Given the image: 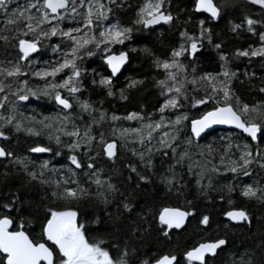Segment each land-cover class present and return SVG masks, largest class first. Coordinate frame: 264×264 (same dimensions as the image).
Wrapping results in <instances>:
<instances>
[{"label":"snow or ice","instance_id":"snow-or-ice-1","mask_svg":"<svg viewBox=\"0 0 264 264\" xmlns=\"http://www.w3.org/2000/svg\"><path fill=\"white\" fill-rule=\"evenodd\" d=\"M191 3L174 11L171 0H0V140L18 133L43 137L47 145L28 152L49 154L37 163L0 146V159L8 161L0 169V264H177L176 255L149 254L144 240L153 232L161 241L171 236L169 229L183 232L196 205L166 207L148 219L146 201L129 219V201L156 174L162 196L184 200L190 194L182 182L185 164L187 176L195 175L197 197L218 191L223 199L238 190L264 208V147L257 137L264 128V74L247 63L243 72L231 67L259 58L264 70V0H245L246 8L258 6L259 19L242 12L239 23L227 19L226 33L214 25L237 11L234 0ZM182 13L188 17L183 21ZM165 25L168 34L157 33ZM240 32L258 42L229 49L228 36ZM140 40L145 43L132 47ZM137 52L147 68L121 80L129 53ZM96 58L99 63L88 68ZM206 63L213 70L201 71ZM145 84L159 93L152 111L143 103L123 115L105 107L109 101L128 104ZM237 84L246 85L251 101L237 93ZM25 103L34 107L21 110ZM216 125L238 132L202 144ZM122 151L130 152V162L117 163ZM53 155L66 162L58 165ZM157 160L164 172L158 173ZM250 176L255 179L238 182ZM15 177L20 183L13 188ZM217 177L225 180L218 188ZM224 215L244 223L225 224L221 234L212 228L211 213L200 215L199 239L190 243L187 237L179 264H217L221 254L224 264H264V212L255 220L258 231L249 227L247 240L255 244L245 243L242 251L229 248L227 229L250 225L253 214L242 208ZM37 221L33 237L25 225ZM92 231L97 236L90 240Z\"/></svg>","mask_w":264,"mask_h":264},{"label":"trees","instance_id":"trees-1","mask_svg":"<svg viewBox=\"0 0 264 264\" xmlns=\"http://www.w3.org/2000/svg\"><path fill=\"white\" fill-rule=\"evenodd\" d=\"M171 3L173 5L174 11H179L180 9L185 8H191L192 3L191 0H171ZM215 3L218 5L221 3V0H215ZM234 4L237 7V11L232 12L230 15H226L224 19L220 21L219 24H215L216 30L227 32V19L233 18V22L239 23V16L242 12L245 11H251L253 13V19H259V11L258 7L253 8H246L245 7V0H234ZM187 14L182 13L180 16V19L183 21L187 19ZM199 17H193L192 19H198ZM123 19L127 20V16H124ZM175 27V25H173ZM192 27L191 25L189 26ZM167 29L168 26L165 25L163 29H157V33L164 32L165 35H167ZM264 30V29H261ZM150 39H157L156 34H152L150 36ZM253 41L258 42V36H253L250 33L247 32H240L237 34L229 35L228 36V48H235V47H247L248 44L253 43ZM145 43L144 40H140L137 43H134L132 47H138L140 44ZM158 43V40H157ZM211 55V51L208 50L206 53H202L201 56L204 60H207L208 56ZM130 61L128 62L127 68L124 70V73L120 76V79L123 80L125 76L131 75L133 73H140L143 74L144 70L147 68V64L143 61L141 55L139 52L137 53H129ZM198 64H201V60L198 59L196 61ZM249 64V70L255 71L256 74L259 76L261 74H264V70L261 68V61L259 58H255L252 61H233L231 64V67L233 70H239L243 72L245 68V64ZM141 64L144 65L143 68H141ZM129 69H132L133 72H129ZM212 65L210 63L203 64L201 67V71H211ZM219 71V67L217 65L216 69ZM153 73L149 72L148 76H152ZM237 93L247 101H251L252 97L248 93V89L245 86H241L237 84L236 87ZM95 99V97H93ZM159 99V93L158 91H155L151 88L150 84H145L143 88H141L139 91H136L132 94L131 99L129 100L128 104H124L120 101H109L105 107L109 111L115 110L118 114H126L127 111L135 110L136 107L139 106V104L143 103L147 106V111L153 110V105L156 104V101ZM191 104V101H189V106ZM158 106V104H156ZM29 107L28 104H24V108L21 110H26ZM203 110V109H201ZM48 111H51L49 109ZM125 126H127L128 122H124ZM132 126H135L133 124ZM229 130H232L233 135H236L238 132L237 130L233 129H215L214 133H209L208 137H205L204 140L201 141V143H207V141L211 138H218L221 135H226ZM258 142L259 144L264 147V128H261L258 130L257 133ZM241 139H244V136L241 135ZM250 140V138H248ZM15 142V143H14ZM42 146L47 145V141L44 140L43 137H27L23 133L18 134H11L8 141L0 140V146H6L8 150H11L14 152V154L19 155H25L28 156L29 159L36 160L37 163L41 159L49 158L48 153H29L28 149L31 147L36 146V144H41ZM102 151V146H101ZM130 152L122 151L121 155L117 157V163L123 164L130 162ZM52 159L55 163L63 164L66 162V159H62L60 157H55L53 155ZM5 164H8V161L0 159V169L3 168ZM184 181L187 182L189 185L190 194L185 197L184 200H181L175 196H162L160 192L157 190L158 188L162 190V185L159 184V175H154L153 182L151 185H148L146 188L141 187L139 192L134 194L133 197L130 199L129 202L133 204V209H130L131 216H129V219H132L136 216L137 213H140L141 207L145 206V202L147 201V210L149 213L148 219H152L154 216H158V213L160 210L164 207H179L180 209L187 210V202L192 201L196 205V212L194 214L193 219H188V226L184 229L183 232H181L178 229H169L171 236L165 237L164 241L157 240L156 239V232H153L150 237H146L144 240V246L148 247L149 254H159L163 255L165 253L176 255L178 257L177 264H179V260L183 259V250L185 249V240L187 237L191 236V241L195 242L199 239V236L196 235L198 232V229L195 227L196 219L200 215L211 213L212 215V228L216 229L219 228L220 233L224 234L225 232V224L233 225L237 223H232L229 220L225 219L223 217V214L229 210V209H242L246 208L250 213L253 214V220L251 224H244L243 228L239 227H230L227 229V235L229 237V248H235L240 249L241 251L243 248L241 247L245 243L252 245L255 244V240H247V237L251 234L249 232V227L251 228L252 232L258 231V226L255 223L256 217L260 216L262 212H264V208H261L260 205L255 201H248L244 198H241L239 196V191L235 192L231 196H225L223 199L218 198L219 193L210 191L209 196L207 198L204 197H197L196 191H195V175L189 177L187 176V164L184 166ZM157 169L159 172H164V168L160 167V162L157 160ZM9 171L11 169L9 168ZM176 171H180V167L177 166ZM22 176V174H21ZM125 176H127V172H125ZM216 180V186L218 188L219 185H223L225 183V180L223 178H214ZM228 180H231L232 177L229 175L227 177ZM255 179V177H240L238 182L243 183H249L251 180ZM20 183V177H15L12 179V187L15 188ZM260 183H264V179L260 180ZM135 182L133 181L132 185L127 186L128 190L131 191L134 188ZM4 190H7L6 188ZM123 191V189H121ZM21 199H25L24 196H21ZM229 200L232 201L231 204H229ZM137 201H139L137 203ZM63 205H61L62 207ZM24 215V213H22ZM142 215V213H141ZM25 219H30L25 215ZM240 224H243L244 222H238ZM27 229L30 230L31 236L35 237L39 230V222H35L34 224H26L25 225ZM156 227H162L158 223L155 225ZM94 227V226H93ZM183 227V226H182ZM205 233H200V235H205ZM215 233H213L214 235ZM97 233L95 231L88 233V238L91 240L92 238L96 237ZM171 240V243H166L165 241ZM50 243V242H49ZM227 252V249L225 250ZM2 255V254H0ZM115 255V253L113 254ZM187 264V262H185ZM194 264H198V262H194ZM209 264H212L211 261H209ZM217 264H224L223 262V254H221L220 257L217 258Z\"/></svg>","mask_w":264,"mask_h":264},{"label":"water","instance_id":"water-1","mask_svg":"<svg viewBox=\"0 0 264 264\" xmlns=\"http://www.w3.org/2000/svg\"><path fill=\"white\" fill-rule=\"evenodd\" d=\"M258 7V6H257ZM214 128L215 129H232V126H228V125H216V126H214ZM234 130V129H233ZM238 131V130H237ZM258 133V132H257ZM250 138V137H249ZM251 139V138H250ZM164 208H166V207H164ZM164 208H162V209H164ZM167 208H176V207H167ZM161 209V210H162ZM160 210V211H161ZM181 210H183V209H181ZM229 211H232V210H227L226 212H229ZM225 212V213H226ZM159 214V213H158ZM223 217L225 218V219H227L228 220V217H226L224 214H223ZM187 219V218H186ZM230 222H232V223H237L238 224V222H240V221H230Z\"/></svg>","mask_w":264,"mask_h":264},{"label":"flooded vegetation","instance_id":"flooded-vegetation-1","mask_svg":"<svg viewBox=\"0 0 264 264\" xmlns=\"http://www.w3.org/2000/svg\"><path fill=\"white\" fill-rule=\"evenodd\" d=\"M13 6H16V5H13ZM257 7V6H256ZM122 49H117V51H120ZM46 58H50L49 56H42L41 59H46ZM92 58H89V60H91ZM99 63V58H96V60L93 62V63H87L86 62V66L88 68H92V67H95L97 64Z\"/></svg>","mask_w":264,"mask_h":264},{"label":"bare ground","instance_id":"bare-ground-1","mask_svg":"<svg viewBox=\"0 0 264 264\" xmlns=\"http://www.w3.org/2000/svg\"><path fill=\"white\" fill-rule=\"evenodd\" d=\"M230 210H234V209H230Z\"/></svg>","mask_w":264,"mask_h":264}]
</instances>
